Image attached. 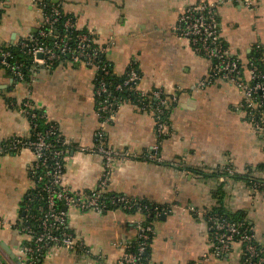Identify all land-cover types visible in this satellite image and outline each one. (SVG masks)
<instances>
[{"label": "crops", "instance_id": "crops-1", "mask_svg": "<svg viewBox=\"0 0 264 264\" xmlns=\"http://www.w3.org/2000/svg\"><path fill=\"white\" fill-rule=\"evenodd\" d=\"M51 1L74 15L78 27L86 28L106 48L105 58L117 76L135 62L141 88L159 87L178 99L167 111L170 131L161 140L162 162L141 156L157 138L151 114L137 103L123 101L104 126L112 146L140 154L116 167L111 191L157 210L148 215L140 209L98 212L67 207L69 229L84 251L53 247L37 264H117L123 247L136 241L143 222L153 227V264H243L240 245L226 256L212 253L206 212L219 207L230 216L241 213L264 246V197L248 182L254 174L264 176V140L244 117L236 84L222 77L203 83L210 63L193 51L175 26L189 4H218L230 53L245 59L257 48L264 56V0H258L256 9L234 0ZM41 19L35 0H4L0 41L15 44L34 33ZM96 75L84 64L61 62L40 66L24 83L0 64V142L30 135L19 110L29 95L73 143L65 154V182L75 189L94 187L101 174L100 159L79 151L77 145L95 143L100 124ZM34 163L29 148L0 156V261L18 263L21 256L16 224L35 185Z\"/></svg>", "mask_w": 264, "mask_h": 264}, {"label": "built area", "instance_id": "built-area-1", "mask_svg": "<svg viewBox=\"0 0 264 264\" xmlns=\"http://www.w3.org/2000/svg\"><path fill=\"white\" fill-rule=\"evenodd\" d=\"M234 1H239L249 9L258 8V0ZM43 3L44 0H35L42 17L35 31L37 36L34 32L15 44H20L24 52L32 56L36 66L50 68L54 62L68 57L70 63L84 64L94 68L96 73L102 71L104 75L109 74L110 63L99 58L101 53L105 54L106 48L97 44L88 31L78 33L76 44L71 45L64 34L53 28L62 13L60 7H53L48 14ZM0 4H4V0H0ZM219 14L218 4L207 1L189 4L179 15L175 30L188 40L194 52L209 61L206 81L222 77L239 87L243 115L264 139V70L259 68L254 59L248 60L230 53L223 41ZM45 24H49L50 28H45ZM73 25L70 19L64 21L65 27ZM45 36L53 39L50 45L41 40ZM10 58L11 53L0 44V64L8 68L16 79H24L21 63L11 62ZM123 76L122 80L114 84L113 89H110V82L105 77H96L94 94L100 124L95 132V143L92 146L77 145L79 151L100 159L101 174L96 185L89 189H75L65 182V154L73 147V143L62 136L57 124L35 106L29 95L20 103L19 110L26 117L31 133L27 137L14 136L6 142H0V156L20 148H29L35 159L32 168L35 185L24 199L23 217L16 224L21 238L18 263L6 260L0 261V264H37L41 255L53 247L70 252L84 251L83 243L77 241L69 229V214L64 206L98 212L113 208L140 209L148 215L157 210V207H149L125 194L111 191L110 183L116 167L138 158L140 154L112 146L107 140L104 126L112 118L113 110L123 101L137 103L151 114L157 138L141 156L144 160L162 162L161 140L170 131L165 115L178 98L175 93H168L159 87L150 90L141 88V75L135 62H130ZM114 91L120 94L126 91L127 94H114ZM248 182L252 189L264 197V176L254 174ZM206 220L215 256H226L236 245H240L243 264H264V246L258 242L253 227L246 220H231L222 213L210 210L206 212ZM152 237L153 227L146 222L140 223L136 241L123 247L117 264H153L150 253L146 252Z\"/></svg>", "mask_w": 264, "mask_h": 264}, {"label": "trees", "instance_id": "trees-1", "mask_svg": "<svg viewBox=\"0 0 264 264\" xmlns=\"http://www.w3.org/2000/svg\"><path fill=\"white\" fill-rule=\"evenodd\" d=\"M55 6L60 7L59 5L53 3L51 0H44L43 7H44L45 12H47L48 14H50L52 12V8ZM3 7H4V4H0V16L2 14ZM61 12L62 13H61L60 17H59L58 21L56 22V24L53 26V28H54V30L56 29L58 31V33L64 34L66 36V38H68V41L71 45H75L77 34L80 33L81 31L87 32L88 30L86 28L79 29L76 18L74 15L64 12L62 9H61ZM67 19H70L74 23V25L71 27H65L64 21ZM45 28H50L49 24H45ZM34 35L37 36V32H35ZM41 40L48 45H50L53 41V39L50 36H45L44 38H41ZM223 41H224L225 45H227L225 40H223ZM0 44L4 49L8 50L11 53V58H10L11 62L17 61V62L21 63V70L24 73V79L18 80V81L24 82V83H29L32 79L34 71H37V69L40 66H36V64L32 61V56L27 54L26 52H24V48H22L20 44H18V45H16V44L7 45L1 41H0ZM93 46H95V45L93 44ZM99 58L103 61L106 60L105 54H102V53L99 55ZM68 59H69L68 57H63L62 59L54 62L53 66H55L56 64L61 63V62H68ZM246 59H248V60L254 59V61L258 64L259 68L261 70H264V56H263V52L261 49H257V48L253 49L250 53H248V55L246 56ZM78 64L79 63H74V65H78ZM96 77L97 78L98 77H105V79L110 82V89H113L114 84L116 82L122 80L124 76H122V77L117 76L112 69V65L110 64V73L109 74L104 75L102 73V71H99V72H97ZM96 81H97V79H96ZM116 93L117 92L114 91V94H116ZM117 94H119V95L123 94L126 96L127 92L123 91V92H121V94L120 93H117ZM165 117L168 120V114L167 113H166ZM43 126L45 127V126H47V124H43ZM210 211L222 213L225 216H227V218H229L231 220H245L244 216L241 213L234 215V216H230L227 213H223L224 211L219 207H213ZM147 220H150V218L149 219L147 218ZM247 223H249V222L247 221ZM146 252L150 253V248L147 249Z\"/></svg>", "mask_w": 264, "mask_h": 264}, {"label": "water", "instance_id": "water-1", "mask_svg": "<svg viewBox=\"0 0 264 264\" xmlns=\"http://www.w3.org/2000/svg\"><path fill=\"white\" fill-rule=\"evenodd\" d=\"M64 208L67 209L66 206H64ZM75 209L79 210L78 208H75ZM1 245H2L4 248H6L7 250H9L8 247L6 246V244H5L4 242H1ZM12 256H13V255H12Z\"/></svg>", "mask_w": 264, "mask_h": 264}, {"label": "rangeland", "instance_id": "rangeland-1", "mask_svg": "<svg viewBox=\"0 0 264 264\" xmlns=\"http://www.w3.org/2000/svg\"><path fill=\"white\" fill-rule=\"evenodd\" d=\"M208 74H209V69H208V72H207V76L206 77H208ZM208 81H205V83H207ZM264 140V139H263Z\"/></svg>", "mask_w": 264, "mask_h": 264}]
</instances>
